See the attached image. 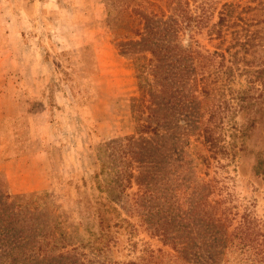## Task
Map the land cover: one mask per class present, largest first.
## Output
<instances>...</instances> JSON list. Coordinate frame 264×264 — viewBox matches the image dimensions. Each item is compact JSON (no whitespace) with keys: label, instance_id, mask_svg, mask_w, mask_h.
Returning a JSON list of instances; mask_svg holds the SVG:
<instances>
[{"label":"rangeland","instance_id":"1","mask_svg":"<svg viewBox=\"0 0 264 264\" xmlns=\"http://www.w3.org/2000/svg\"><path fill=\"white\" fill-rule=\"evenodd\" d=\"M28 1L23 6L32 17L18 18L11 15L17 3L0 0V264H142L150 251L160 256L162 264H174L172 258L178 252L156 236L152 226L167 222L170 239L178 236L180 228L185 229L180 235L188 236L190 220L206 219L202 210L211 198L208 182L217 176L216 169L205 168L201 173L188 157L176 158L168 165H175V174L169 172L167 178L172 196L167 205L171 208L162 214L153 206L150 214L153 208L148 202L135 197L137 181L129 186L122 180L123 161L115 152L121 139L139 138L133 111L135 99L140 97L136 57L119 47L129 40L130 25L111 22L109 9L113 10L115 0H40L37 6ZM183 1L191 14L200 15L206 0ZM248 1L222 0L208 12L206 28L193 38L181 35L184 46L199 48L203 54L217 51L220 41L209 30L218 22L223 5ZM164 10L167 17L173 15L166 5ZM229 45L226 42L223 50ZM41 59L40 66L49 72L51 105L45 112L39 107L36 114L50 119L47 122L52 127L45 130L52 134L44 137L48 162L42 173L31 172L30 161L20 160L35 148L21 142L19 133L28 135L31 130L19 128L11 94L15 79L20 76L28 81L34 63ZM61 90L69 96L58 105L55 94ZM25 120L28 124L29 119ZM260 135L253 138L252 152L242 155L236 168H230L229 174L220 171L232 180L223 196H214L217 201L226 198L213 216L226 214L223 252L232 262L237 258L238 264H251L247 259L254 256L250 249L236 247L249 226L255 228V240H264V184L252 172L256 152L264 148V142L256 140ZM33 173L43 176L46 183L37 185ZM39 186L43 189L37 190ZM198 204L201 212H193ZM99 210L112 228L111 245L102 252L94 249L101 231Z\"/></svg>","mask_w":264,"mask_h":264},{"label":"trees","instance_id":"2","mask_svg":"<svg viewBox=\"0 0 264 264\" xmlns=\"http://www.w3.org/2000/svg\"><path fill=\"white\" fill-rule=\"evenodd\" d=\"M221 1L203 2L200 15L191 14L183 0H115L118 11L109 9L112 23L130 25V38L119 47L136 57L140 90L133 106L139 138L121 139L115 148L123 161L122 180L131 186L135 179L139 186L135 197L162 213L172 203L167 178L169 172L175 174V165L168 167L169 163L189 158L198 172L216 169L217 176L208 182L211 198L202 210L206 219L190 220L188 236L180 235L185 230L180 228L178 236L170 239L167 222L152 226L154 234L178 252L172 258L174 264H238L237 258L232 262L223 252L226 214L213 216L226 198L219 202L214 196H223L232 180L220 171L229 174L230 168H236L241 156L252 152L249 146L255 136L261 134L256 140L264 142V0L255 7L251 3L256 0L223 5L218 22L209 30L220 41L215 52L203 54L199 48L185 47L181 40V35L193 38L206 28L208 12ZM165 5L172 16L167 17ZM226 42L230 45L223 50ZM252 172L264 184V148L256 152ZM197 207L193 212H201L200 204ZM98 218L101 231L94 249L102 252L111 245L112 228L101 210ZM249 229L236 247L254 252L249 263L264 264V240H255V228ZM159 257L150 251L142 264H162Z\"/></svg>","mask_w":264,"mask_h":264},{"label":"crops","instance_id":"3","mask_svg":"<svg viewBox=\"0 0 264 264\" xmlns=\"http://www.w3.org/2000/svg\"><path fill=\"white\" fill-rule=\"evenodd\" d=\"M17 3V8L11 10V15L15 17H23V18H29L32 17V14H30L27 9L23 6V3L25 0H12ZM48 0H45L47 2ZM29 3H33L35 6L38 4L40 5V0H29ZM50 5L53 6L50 3ZM60 10L59 8H57ZM44 59L37 60L34 63V66L32 67L33 74L27 81V79L23 80L20 76L15 79V82H13L14 88L11 90L12 97L14 99V104L12 108V113L17 114V117L19 118V128H29L31 130V134L29 135V138H25L22 133H19V136L21 138V142H27L34 145L35 150L30 155L22 156L21 161L27 162L30 161L28 168H30L31 172L35 171H42L44 172L47 166L48 162V155L44 150V137L48 136L50 133L52 134V131H46L52 129L51 125L48 124L47 118L43 116V118L38 117L39 107H42V111L45 112L48 111L46 108L51 105L50 100V93L47 91V83L49 82V72H46V69L43 70V67H41V62ZM16 83V84H15ZM69 93L66 90L58 91L55 94L56 103L58 105H63L65 103L66 98H68ZM27 116L30 115L31 118H27ZM28 120V124L26 123ZM22 120V121H21ZM22 129V130H23ZM13 175L10 174V177L13 178ZM31 176H36L34 173L31 174ZM36 176L37 177V185H41L46 183V180L43 178V176ZM35 185L36 182L34 181ZM46 188V187H44ZM37 190L43 189V187H37ZM30 190V189H29ZM27 191V190H25Z\"/></svg>","mask_w":264,"mask_h":264}]
</instances>
